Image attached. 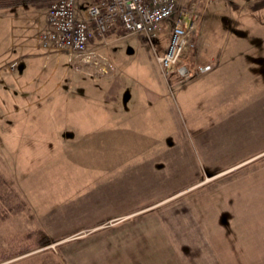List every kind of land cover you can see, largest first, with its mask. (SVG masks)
Returning <instances> with one entry per match:
<instances>
[{
  "label": "rangeland",
  "instance_id": "374dc122",
  "mask_svg": "<svg viewBox=\"0 0 264 264\" xmlns=\"http://www.w3.org/2000/svg\"><path fill=\"white\" fill-rule=\"evenodd\" d=\"M53 1L14 9L19 32H27L26 41L12 40L0 19V264H114L106 258L104 245L111 237V224L92 219V200L109 189L102 185L106 180L122 173L125 141L112 140L110 131L121 136L125 127L131 131L137 127L118 121L129 100L128 116H137L133 101L147 102L150 106L139 108L140 113L161 118L151 125L160 130L162 147L176 149L183 158L187 152L194 174L199 170L204 174L175 201L195 199L193 205L203 211L214 244L208 264H264V155L241 169L208 172L225 143L215 139L220 131L252 136L232 139L227 148L264 147V138H258L264 135V105L257 109L252 100L247 103L264 95L250 89L264 84V58L247 56L242 66V58L234 60L239 64L236 75L227 67L199 72L203 63H214L212 57L229 35L250 34V29L245 34L235 26V6L237 14L253 21L255 35L264 27V12L255 13L251 4L235 0H196L200 20L194 46L187 47L178 64L192 71L187 79L178 71L166 75L157 60L168 50L169 23L152 39L120 30L108 34V45L101 49L109 60L108 72L64 50L43 48L39 36L48 29L43 17ZM218 1H226L228 10L215 16L218 21L207 20L199 31L205 9ZM239 54L242 57L245 51ZM245 64L253 75L242 73ZM238 105L243 106L230 107ZM96 115L108 117L97 124ZM224 118L236 121L227 124ZM98 129L101 132H95ZM169 133L177 136L169 138ZM105 134L107 139H97ZM134 141L135 150L143 147V142ZM234 153L222 156L239 155Z\"/></svg>",
  "mask_w": 264,
  "mask_h": 264
},
{
  "label": "crops",
  "instance_id": "0c3cea01",
  "mask_svg": "<svg viewBox=\"0 0 264 264\" xmlns=\"http://www.w3.org/2000/svg\"><path fill=\"white\" fill-rule=\"evenodd\" d=\"M226 1H218L211 7H205L199 31L200 28L206 27L207 20L209 23L212 19L218 21L219 19H215V16L220 14L219 12L224 9L228 10ZM235 1L245 2L242 4L246 5L251 4L255 13L263 14L264 12V0ZM94 2L96 0H78L77 8L79 16H86L87 7ZM14 9H1L0 19L4 21L7 32L11 34L12 40L20 38L26 41L24 37H27V32H19L21 28L18 25L17 10L14 11ZM19 9L22 8L19 7ZM237 9L238 7L235 6L233 18L235 26L239 30L243 29L245 34L250 29V34L246 36L238 35V37L229 35L227 40L224 41V47L222 49L218 47L217 56L212 57L215 59L214 63H203L199 66L211 67L209 71L203 72V74L222 67H227V71L233 70L231 73L235 74L236 70H238L237 66L239 64L242 66L245 63V57L248 56L252 59L261 56L264 58V27H259L261 30H259V34L255 35V32L251 30L255 28L252 25L254 24L253 21L244 18L241 13L237 14ZM47 15L48 11H46L43 17L44 28L46 29L48 28ZM29 19L33 20V17L30 16ZM221 21L223 20L221 19ZM167 25L169 26V24ZM28 30H33V28L30 27ZM116 30L123 31L122 28ZM199 39L200 36L198 37V41ZM244 44H246V49H241ZM6 51L9 50L7 49ZM239 51H245V55L241 57ZM227 59H229L228 62ZM239 59L241 60L239 64L234 63V60ZM243 72L247 75H253L252 69L248 66L246 67V64L242 70ZM233 80L235 83H240L236 82V80H239L238 77L233 78ZM250 89L253 91L258 89L259 91H264V84H261L260 87L251 86ZM237 94L238 98L241 99V91ZM252 98L247 100V103L252 100L257 109L260 105H264V95ZM133 103H137V116H128L127 113L131 112L129 109L131 101L129 100L125 103L123 114L118 121L122 125L137 124V127L132 131L128 129L129 126L125 127L126 129L123 130L124 133H121V136H116L115 132L110 131V138L112 140L121 138L125 141L126 149L123 151L122 156V173L111 180H106L102 185H109V189L103 190L102 193L96 195L97 198L95 196L92 200V203L95 204L92 219L109 220L108 223L109 225L111 224V237L106 240L107 245L104 244L107 251L106 258L113 261L114 264H177L178 261L180 264H193L194 261H197V264H204V262L208 264L210 261V251L214 249V244L210 232L205 229V225L207 224L204 222L203 211L199 208L198 204L193 205V202H196L195 199L188 200L186 198L178 202L175 201L181 194L183 195L184 192L189 191L187 188H191V186L201 182L204 174L201 170L194 174V164L192 161H189L187 152L183 158L176 149L169 146L162 147L160 140L161 132L151 125L159 123L161 118L140 113L139 108L150 106L147 102H143L144 104L141 105L136 101H133ZM253 108L254 105L252 111ZM221 111L222 109L220 108L219 113ZM104 117L108 116H93L97 120V124H103ZM166 118L172 121L170 116ZM225 119L223 121L227 124H233L232 122L236 121ZM146 124L150 125V127H147ZM147 128L150 130H146ZM99 129L95 132H101ZM106 132L108 133V131L104 133ZM107 136L108 134H105L103 137L97 139H107ZM176 136L177 133L168 134L169 138H175ZM245 137L252 138L251 135L244 136L232 130L218 132L215 139L223 140L225 143L219 146V149L222 150L218 153L217 158L211 160L208 172L214 173L241 169L250 165V162L257 158V156L264 155V147L258 150L256 144L252 147L240 146L238 149L236 148L237 150L233 149V147L227 148L230 140L235 138L244 139ZM258 138H264V135L258 136ZM158 139L159 141L157 142ZM131 140H135V143L143 142L144 145L141 148L139 147L140 149L137 148L135 150L134 148L136 147L133 146L134 143H131ZM97 143L99 142H94L96 146H98ZM207 143L203 142V145ZM217 143L218 145L220 144V142ZM104 145H107L108 148L111 142L107 140ZM229 151H233L235 152L234 154L238 153L239 155L233 158H223L222 153L228 154ZM206 152L209 153L207 149ZM165 153L167 156L163 161L162 156ZM211 173H207V176H210ZM120 187L121 192L118 191ZM185 189L187 190L182 191ZM170 202H172L170 205H165ZM191 205L192 208L195 207V211L191 210ZM145 206H149V208L146 209ZM130 218H134V220L122 223L123 220ZM97 249L102 250L100 247Z\"/></svg>",
  "mask_w": 264,
  "mask_h": 264
},
{
  "label": "built area",
  "instance_id": "2783aa9c",
  "mask_svg": "<svg viewBox=\"0 0 264 264\" xmlns=\"http://www.w3.org/2000/svg\"><path fill=\"white\" fill-rule=\"evenodd\" d=\"M77 4L78 0L50 3L48 29L39 36L43 48L64 50L71 57L80 56L84 63H92L108 72L109 60L101 53L108 45V34L122 28L125 34L152 39L169 23L172 32L168 50L157 56V60L166 75L178 71L183 77L192 78V71L179 68L178 64L185 51L194 46L200 20L196 0H96L87 7L84 17L79 16ZM210 69L204 66L199 71Z\"/></svg>",
  "mask_w": 264,
  "mask_h": 264
},
{
  "label": "trees",
  "instance_id": "16d2710c",
  "mask_svg": "<svg viewBox=\"0 0 264 264\" xmlns=\"http://www.w3.org/2000/svg\"><path fill=\"white\" fill-rule=\"evenodd\" d=\"M47 0H0V8L11 9L17 8L23 5H41ZM55 1V0H54Z\"/></svg>",
  "mask_w": 264,
  "mask_h": 264
}]
</instances>
